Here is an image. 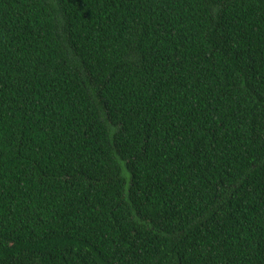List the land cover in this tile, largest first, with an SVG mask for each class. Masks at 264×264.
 <instances>
[{"label":"trees","instance_id":"16d2710c","mask_svg":"<svg viewBox=\"0 0 264 264\" xmlns=\"http://www.w3.org/2000/svg\"><path fill=\"white\" fill-rule=\"evenodd\" d=\"M0 264H264V0H0Z\"/></svg>","mask_w":264,"mask_h":264}]
</instances>
